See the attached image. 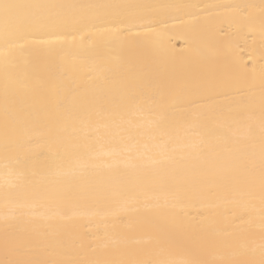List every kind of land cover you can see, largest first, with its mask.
<instances>
[{"label": "bare ground", "instance_id": "1", "mask_svg": "<svg viewBox=\"0 0 264 264\" xmlns=\"http://www.w3.org/2000/svg\"><path fill=\"white\" fill-rule=\"evenodd\" d=\"M0 3V264H264V0Z\"/></svg>", "mask_w": 264, "mask_h": 264}, {"label": "snow or ice", "instance_id": "2", "mask_svg": "<svg viewBox=\"0 0 264 264\" xmlns=\"http://www.w3.org/2000/svg\"><path fill=\"white\" fill-rule=\"evenodd\" d=\"M13 7H15V6L14 5H11V4H8V3H0V9H2L5 12V14H7L8 11L11 8H13Z\"/></svg>", "mask_w": 264, "mask_h": 264}]
</instances>
